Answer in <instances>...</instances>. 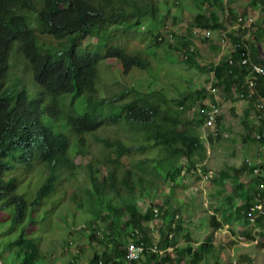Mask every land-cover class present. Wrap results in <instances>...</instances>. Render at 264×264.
I'll use <instances>...</instances> for the list:
<instances>
[{
	"label": "trees",
	"instance_id": "trees-1",
	"mask_svg": "<svg viewBox=\"0 0 264 264\" xmlns=\"http://www.w3.org/2000/svg\"><path fill=\"white\" fill-rule=\"evenodd\" d=\"M158 1L0 0V214L3 211L6 212L5 217L0 215V220L10 222L9 232L14 229L17 231L15 238L6 246L20 261V264H28L30 260L36 262L41 259L39 247L42 239L41 232L44 230H40L38 224L42 216L46 214L48 217L49 215V212L44 210V202L54 196L57 188L62 186H60L59 171L62 166L69 165L67 153L72 152L76 156L83 157L88 152L87 135L101 129L103 110L109 105H114L113 103L117 104L122 97L118 95L106 101L97 96L94 84L97 80L96 67L99 59L95 55L89 56L86 49L80 50L81 42L89 35H93L98 28L118 27L126 32L133 26L139 28L143 25L141 22L145 20L154 23L159 12ZM196 1H201L207 6L220 5V0ZM262 4L264 7V0ZM195 19L197 27L201 29L211 32L220 30L221 26L213 13L208 17L200 13ZM165 35L166 33L164 36H154L153 43L164 38L169 42L174 39L173 33L169 31ZM46 38L58 42L59 47L46 44ZM235 45L239 46L236 51L226 53L224 56L223 52L214 70L218 78L221 74L228 78L225 85L228 89L229 84L235 80L239 81L241 83L239 92L243 90L242 84L246 73L244 68L238 64L230 66L227 56H232L237 62L240 55L244 53L249 57L250 62L256 63L257 61L250 58L251 51L242 41L235 42ZM183 46L186 50L188 49L187 44ZM127 47L120 49L107 46L106 55L108 58H116L125 74L133 68L147 69L148 61L140 55L130 54L133 46ZM17 63L24 65V68L19 70L18 77H23L25 73L28 74L30 81L40 88L44 97L41 94L31 96L21 80L13 77ZM10 77L12 80L8 82ZM257 77L256 97L264 95V77ZM154 93H145L138 100L134 99L120 104L119 109L122 114L114 115L111 119L118 124L124 122L130 126L135 137L132 144L145 141L149 147L161 150L163 152L161 159L151 161L150 158H145L137 163V169H123L118 163L122 158L143 152L147 146H126L120 140L113 142L104 140L102 144L110 148L114 155L113 159L107 160V163L111 165L107 167L106 174L101 178L90 171L88 174L89 187L82 190L87 203H73L77 211H80L83 205H87L89 209H92L90 213L96 220L102 222L107 220V224H102L101 227L99 224L90 223L87 226L81 224L78 228L81 231H89V240L97 243L95 236L98 234L101 236L100 245L104 239L108 240L111 246L110 249L104 248L101 252H96L94 248L95 252L89 260L98 264L100 260L109 263L112 259H119L118 264H125L123 256L126 246H123L119 239H121L122 232L131 233L133 229L140 231L142 242L144 241L143 243L148 246L154 234L149 232L146 223L152 219V208L157 206L160 213L159 218L162 220L158 245L160 249L172 247L175 250L177 259L172 264H208L206 262L209 257H213L212 264H222L220 251L224 247L214 243L213 238L223 224L216 222L218 220L213 215L206 224L210 227L206 240L204 239L196 248L187 246L178 249L176 245L181 234L179 227H173L174 229L166 227L174 220L172 212L174 207L177 208L171 205V197L165 196L164 199L150 201L149 208L143 205L145 210L143 212L138 208L137 200L150 197L149 188L155 186L150 178L145 176L147 170L152 168L156 176L158 169L163 170L165 183L174 186L180 181L182 164L194 167L193 157L204 150L203 139L199 131L198 135H195L190 127L191 124H179L177 114L182 112L174 111L171 108V101H166L165 98L158 97ZM79 97L83 98L85 104L84 114L64 112L66 111L64 101L69 98L73 101ZM255 98L248 101L252 110ZM44 101L46 104H43ZM179 104L183 105V101H179ZM42 110L49 111L51 119L49 127L44 126L38 129L40 126L39 111ZM202 119L200 115L197 116L195 120L197 127L203 124ZM219 119L220 116L217 118V125L221 122ZM58 120L61 122L58 123ZM54 121L55 126L52 123ZM65 127L71 129L73 133ZM255 127L258 130L261 129L259 125L255 124ZM208 130L214 129L205 130L206 136L210 138L212 134H207ZM67 133L75 137L71 150ZM254 140L264 145V138L261 140L254 138ZM30 158H34L32 167H36L35 169L25 164V160ZM146 165H148L147 168H145ZM244 168L250 172V178L254 181V192L257 184L256 178L245 165ZM37 170H40V173ZM28 176L31 178L26 180ZM35 177H38L39 186L34 196L28 190L20 191L24 182H27L28 187L34 183ZM74 178V174L68 177V183L72 184ZM196 178L199 177L196 176ZM212 178L208 182H216ZM153 180L156 183V180ZM67 193L68 190H63L60 195L65 198L66 202H70L66 199ZM71 198L72 202H76L78 197L74 195ZM79 199L81 200L80 197ZM114 200L119 201V206L112 208ZM253 202V200L245 201L239 211L243 210L246 216ZM105 209L109 210V213L106 214ZM77 211L72 213L73 221L76 219ZM90 225L92 228L88 229ZM257 225L264 228V221L258 219ZM145 227L146 234L142 231ZM113 230H118L115 236ZM168 234H172V237L169 238ZM129 237L131 240H136V237L131 235ZM71 244L72 242H69L70 246ZM75 251L78 253V249ZM144 255H146L144 261L158 258L156 255ZM185 257L187 261L181 263ZM240 259L246 261L247 264H259L254 263L248 254H241ZM167 260L159 258L158 262L159 264L165 263Z\"/></svg>",
	"mask_w": 264,
	"mask_h": 264
},
{
	"label": "rangeland",
	"instance_id": "rangeland-1",
	"mask_svg": "<svg viewBox=\"0 0 264 264\" xmlns=\"http://www.w3.org/2000/svg\"><path fill=\"white\" fill-rule=\"evenodd\" d=\"M262 5V0H220L219 6H207L196 0H159L157 20L154 23L142 21L143 30H141L142 26L139 28L133 26L126 32L118 27H111L107 30L98 28L92 37L82 42V45L87 47V52L91 55L95 53L99 59L95 82L97 96L110 100L118 95H123V99L103 111L105 119L101 132L96 131L88 136V152L83 157H74L72 152L68 153L74 166L71 164V168L61 173L59 181L62 186L57 188L54 196L44 202V210H47L49 215L48 217L46 214V217L42 216L38 224L40 230H44L41 232L42 239L39 247L41 259L36 262L30 260V264H96L89 260L92 254L95 251L101 252L104 248H111L108 240L102 239L100 245V235L95 236L98 240L96 243L89 240V231L78 230L81 224L87 226L94 223L101 227L102 224H107V220L106 222L96 220L90 213L92 209H89L87 205H83L80 211H77L73 204L87 203L82 195V190L89 187V172L93 171L96 176L101 178L106 174L107 167L111 165L107 163V160L113 159L114 155L111 149L102 143L104 140H109V142L120 140L126 146H147L143 152L122 158L118 163L123 169H137V163L145 158H150L151 161L160 160L163 152L149 147L145 141L132 144L135 137L130 126L124 122L118 124L110 117L122 112L119 109L120 104L139 98L145 93L155 92L156 96L171 101V108L174 111L182 105L179 104L181 100L183 105L188 108L196 106L204 100L207 102L214 99L208 93L209 86L218 88L220 94H224L223 91L226 90L223 89L228 78L223 74L218 78L214 68L222 58L223 52V56L226 53L230 54L229 49L220 51L216 44L221 34L225 32L229 36L231 45L242 41L251 51L250 58L264 66V7ZM200 13L207 17L212 13L215 14L216 21L221 26L220 30L212 31V37L209 40L193 39L189 34L191 27L198 26L195 18ZM239 16L253 17L249 29L242 28L237 24ZM167 31L173 33L172 42L164 38L153 43L154 36H164ZM46 44L59 47L58 42H54L50 38H46ZM185 44L188 48H194V54L187 60L182 55L186 50L182 45ZM107 46H115L120 49L133 46L130 54L140 55L146 59L149 64L148 68L145 70L133 68L125 74L116 59L107 57ZM22 68L24 65L15 64L13 77H18L19 70ZM26 75L25 73L23 78ZM11 80L10 77L8 82ZM240 87L241 83L236 80L229 84L231 97L228 98L226 91L225 99H222L219 104V120L221 122L216 124L214 130H208L207 134L211 133L212 137L209 138L207 135L205 140H202L204 150L192 159L194 166L204 164L205 168L211 171L212 179H215L216 182H208L199 178L198 184L202 186H198L200 191L195 188L194 180L190 175L181 173L180 181L178 184H174V187L165 183L163 170L158 169L156 176L154 170L150 168L145 176L150 178L155 186L149 188L151 196L137 200V205L143 212L145 211L143 208L144 199L158 201L164 199L165 196L171 197V205L177 206V208L174 207L172 212L174 220L166 227H179L181 234L176 245L178 249L187 246L196 248L199 243L206 240L210 232V227L206 224L209 223L213 215L218 220L216 222L223 224L213 238L214 242H220L217 245L223 244L224 248L220 251L222 264L227 262L228 264H247L246 261L240 259L241 254L250 255L254 263L264 264V228L257 224L248 225L244 211H239L245 201L250 200L251 202L254 198L252 197L254 181L250 178V172L244 168V160L252 159L264 171V145L254 140L255 117L249 102L236 97ZM69 101V99L66 100L65 104ZM75 111L80 114L85 111V104L82 100L75 102ZM177 115L179 124H191L193 133L198 135L200 127H197L196 118L183 112ZM139 132L142 133V131ZM73 138L74 136L69 138L71 144L74 143ZM25 164L32 167L34 158L25 160ZM154 166L156 165L154 164ZM147 167L148 165L145 168ZM35 168L32 167V169ZM73 174L75 178L72 184H69L67 178ZM29 178L31 176H28L26 180ZM153 179L156 180V183ZM37 182H39L38 177H35L34 183L28 187L27 182H24L20 191L28 190L34 196L39 186ZM203 182L205 185H201ZM63 190H68L66 199L71 203L66 202L65 198L60 195ZM74 195L78 197L76 202L71 201V197ZM118 202V200H114L112 208L119 206ZM73 211H77L74 221L71 218ZM105 213H109V210L105 209ZM0 215L5 217L6 212L3 211ZM161 223V219L156 223L152 237L154 241H160ZM9 227V221L0 220V264H20V261L6 246L17 233L15 229L9 232ZM90 227L92 228V225L88 229ZM146 230V227L142 228L144 234L147 233ZM112 232L115 236L118 230ZM129 236L130 233H121L119 241L123 243V246H126L130 241ZM69 242H72L71 246ZM77 249L78 253L74 252ZM161 250L163 253L159 257L160 260L163 258L168 260L160 264L175 262L177 259L175 250H171V252L165 251V249ZM159 258L150 261L149 259L144 261L142 258L137 264H159ZM186 261L185 257L181 263ZM206 263L212 264L213 257H209Z\"/></svg>",
	"mask_w": 264,
	"mask_h": 264
},
{
	"label": "built area",
	"instance_id": "built-area-1",
	"mask_svg": "<svg viewBox=\"0 0 264 264\" xmlns=\"http://www.w3.org/2000/svg\"><path fill=\"white\" fill-rule=\"evenodd\" d=\"M253 17L239 16L237 18V24L242 28L249 29ZM212 37V32L205 30V39H210ZM218 45L221 47V50H230L231 52L236 51L238 45H231L229 42V36L225 33L221 34L218 39ZM228 64L233 66L238 64V66L244 68L246 76L242 84V89L236 94V97L239 100L251 101L256 97V87H257V76L264 77V66L249 61V57L246 54L242 53L240 59L235 62L232 56H227ZM208 93L214 99L205 102V130L206 129H215L217 124V118L220 116V107L219 104V90L214 86H209ZM255 124L260 126V130L256 129L254 131V138L256 140H261L264 138V95L258 96L254 100V109H253ZM206 137V132H205ZM244 165L252 172V175L256 178L257 184L255 185V191L253 192V203L246 212V221L248 225H256L258 219L264 221V171L255 163L252 159L246 158L244 160ZM212 177L211 171L205 168V180L208 181ZM147 250H157L156 246H152L149 249L146 248L145 244L142 241H130L126 246V252L124 254V259L126 262L134 261L139 259Z\"/></svg>",
	"mask_w": 264,
	"mask_h": 264
},
{
	"label": "clouds",
	"instance_id": "clouds-1",
	"mask_svg": "<svg viewBox=\"0 0 264 264\" xmlns=\"http://www.w3.org/2000/svg\"><path fill=\"white\" fill-rule=\"evenodd\" d=\"M144 29V27H141V30H143ZM103 30H107V29H103ZM195 30H197V33H194V31ZM203 31H205V29H201V28H199V27H197V26H193V27H191L190 29H189V32H190V35L193 37V39L194 38H196V39H202V40H204L205 39V37L203 36V34H202V32ZM166 35H167V33H166ZM165 35V36H166ZM93 35H89V37L88 38H90V37H92ZM88 38H86V39H88ZM85 39V40H86ZM85 40H83V41H85ZM82 41V42H83ZM171 41H173V39H171ZM170 41V42H171ZM82 42H81V44H80V50H83V49H86V51H87V47H84L83 45H82ZM82 45V46H81ZM82 47H84V48H82ZM194 53V48L193 47H189L187 50H185V51H183V53H182V55H183V57L185 58V60H187L192 54ZM87 54L89 55V56H93V55H95V53L94 54H89V52H87ZM96 56V55H95ZM114 59H116V58H114ZM17 78H19L20 80H21V82H22V84L25 86V88H27V90H28V92H29V94L31 95V96H37V95H39V94H41L42 96H43V93H42V91L40 90V88L37 86V85H35L34 83H32L31 81H30V76L27 74L24 78L23 77H17ZM96 82V81H95ZM94 87H95V84H94ZM96 89V88H95ZM97 92V91H96ZM98 95V94H97ZM44 97V96H43ZM99 97V96H98ZM100 98V97H99ZM141 97H139V98H135L136 100H138V99H140ZM46 99H47V102H49V99H48V96H46ZM100 99H104V98H100ZM123 99V95H122V97H121V100ZM68 100V99H67ZM69 100H70V98H69ZM79 100H82L83 101V98H76L75 100H73V101H69L68 103H66V104H64L65 105V110L66 111H64V112H66V113H68V114H72V113H75V114H80V113H77L76 111H75V102H77V101H79ZM104 100H106L107 101V99H104ZM120 100V101H121ZM134 100V99H133ZM132 101V100H131ZM66 101H64V103H65ZM43 104H46V101H44V103ZM43 104L41 105V107L43 108ZM198 105V106H197ZM196 106H190V107H188V108H186V106L185 105H180V106H178L177 108H176V110L177 111H179V112H183L184 114L185 113H187V114H190L191 115V117H194V118H196L197 119V116L199 115V110H200V108H202V107H204L205 106V100L202 102V103H199V104H197ZM109 106H111V105H109ZM108 107V106H107ZM106 107V108H107ZM105 108V109H106ZM104 109V110H105ZM103 110V111H104ZM85 111H86V108H85ZM84 111V112H85ZM84 112L83 113H81V114H84ZM30 114V113H29ZM28 114V115H29ZM122 114V113H121ZM30 118L32 119V117H31V114H30ZM110 118H112V116L110 117ZM51 118H49V111H47V110H42V111H39V121H40V126H39V128L38 129H40V128H43L44 126H46V127H49V120H50ZM104 119H105V116L103 115V121H104ZM203 120V119H202ZM58 123H60L61 122V120H58L57 121ZM53 123V126H55V121L54 122H52ZM68 131H70V132H72L73 133V131L71 130V129H69L68 127H65ZM100 130V131H99ZM98 130V132H101V129H99ZM199 131H200V137L203 139V140H205V137H202L201 136V133H202V124H201V126H200V129H199ZM68 134V141H69V138L70 137H73V135H71L70 133H67ZM90 134H88L87 136H89ZM74 139V143H75V137L73 138ZM115 141V140H114ZM111 142H113V141H111ZM74 143L73 144H71L70 143V141H69V148H70V150H71V147L74 145ZM69 153V152H68ZM68 153H67V163H69V165H65V166H62L61 167V170L59 171V177H60V175H61V173L64 171V170H67V169H69V168H71V164H72V166H74V164H73V162H72V160L69 158V156H68ZM73 156L74 157H81V156H76V155H74L73 154ZM185 164V163H184ZM182 165V167H183V170H182V174H188V175H190L192 178H193V182H194V184H195V188L197 189V190H200L201 191V189H199V187L198 186H200L199 184H198V179L199 178H196V175H194L193 173H192V170H196L197 168H199V167H202V168H204L205 169V166H204V164H200V165H196V166H194V167H189V166H185V165ZM93 174H94V172L93 171H91ZM68 175H70V174H68ZM201 185H205V182H203V183H201ZM200 187H202V186H200ZM143 205L145 206V208H149L150 207V200H146V199H144L143 200ZM155 211H157V214L155 213ZM152 219L150 220V222H148V223H146V226H147V229L149 230V232L150 233H153L154 234V231H155V229H156V223L160 220V218H159V215H160V213H159V208L157 207V206H154L153 208H152ZM155 214H156V217H155ZM134 231H137V235L135 236L136 237V240L135 241H142L143 239H142V237H141V235H140V231L138 230V229H133L132 231H131V233H130V235L134 232ZM132 236V235H131ZM172 237V234H169V238H171ZM130 241H134V240H131V239H129ZM130 241H128V243L130 242ZM144 242V241H143ZM128 243L126 244V246L128 245ZM145 244V246H146V248L147 249H149L150 247H152V246H156V249H157V253H151L149 250H147L146 251V253H144V254H149V255H156V256H158V258L160 257V255L163 253V251L159 248V245H158V241L156 240V241H154V240H151V243H149L148 244V246L146 245V243H144ZM72 245V244H71ZM171 250H173V248L172 247H168V248H166L165 249V251H168V252H171ZM125 252H126V247H125ZM142 255L138 260H135V261H131V262H140L141 261V259L142 258H144V256H146V255ZM120 262V260L119 259H112V260H110V262L109 263H104L103 261H99L98 262V264H118ZM123 263H125V264H127V263H130V262H126V260L124 259V256H123Z\"/></svg>",
	"mask_w": 264,
	"mask_h": 264
},
{
	"label": "bare ground",
	"instance_id": "bare-ground-1",
	"mask_svg": "<svg viewBox=\"0 0 264 264\" xmlns=\"http://www.w3.org/2000/svg\"><path fill=\"white\" fill-rule=\"evenodd\" d=\"M194 33H197V30H195ZM202 34L205 37V31H203ZM199 115L201 117H203L202 133H201V135L203 137H205V110H204V107L200 108ZM192 173L194 175L198 176L200 178V180H204L205 181V169H202L201 167H199L196 170H192ZM155 213L157 214V211H155ZM156 214H155V217H156ZM137 234H138L137 231H134L131 235H132V237H135ZM149 251L151 253H157V250L155 252H152L154 250H149ZM136 260H138V259H136ZM129 262H131V261H129Z\"/></svg>",
	"mask_w": 264,
	"mask_h": 264
},
{
	"label": "crops",
	"instance_id": "crops-1",
	"mask_svg": "<svg viewBox=\"0 0 264 264\" xmlns=\"http://www.w3.org/2000/svg\"><path fill=\"white\" fill-rule=\"evenodd\" d=\"M223 90H226L227 91V93H228V98H230L231 96V93L229 92V89L228 88H225L224 87V89ZM226 91H223V93L226 95L227 93H226ZM221 92H219V95H218V98H219V102H222V99H225V96H224V94H220ZM221 95V96H220ZM220 230V229H219ZM216 234V233H215ZM215 236V235H214ZM231 238V237H230ZM214 243H216V244H220V242H214ZM221 245H223V244H221Z\"/></svg>",
	"mask_w": 264,
	"mask_h": 264
}]
</instances>
